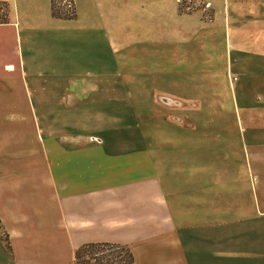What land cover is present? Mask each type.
<instances>
[{"label": "crops", "instance_id": "1", "mask_svg": "<svg viewBox=\"0 0 264 264\" xmlns=\"http://www.w3.org/2000/svg\"><path fill=\"white\" fill-rule=\"evenodd\" d=\"M0 1L8 7L0 22V224L10 246L0 238V264H80L74 251L88 242L128 246L129 264H264V19L238 24L257 58L253 95L237 101L244 107L231 96L225 103L234 111L224 112L225 90L214 81L201 98L177 96L185 125L153 97L136 103L155 104L154 129L139 123L124 145L105 136L73 143L61 133L47 144L39 122L58 119L66 69L59 58H96L85 70L103 79L111 22L120 32L130 15L140 40L172 35L158 24L197 12L202 2L213 7V24L220 0H185L193 6L183 12V0H73V19L53 17L50 0ZM223 1L264 9V0ZM62 36L86 42L84 54L76 44L62 49ZM152 59L134 61L140 73L154 70ZM151 84L141 83L142 95ZM43 105L54 109L47 114Z\"/></svg>", "mask_w": 264, "mask_h": 264}, {"label": "rangeland", "instance_id": "2", "mask_svg": "<svg viewBox=\"0 0 264 264\" xmlns=\"http://www.w3.org/2000/svg\"><path fill=\"white\" fill-rule=\"evenodd\" d=\"M204 3L198 4L200 7L197 12L181 19H172L169 23L158 24V28H165L167 31L171 29L172 35L155 33L150 38L140 40V33L135 31L138 25L130 15L126 16L125 29L120 32L114 29L116 22H111V41L107 45L110 55L107 62L109 70L103 79H97L85 70L96 58H92L93 61L90 62H86L84 55L80 60V55L79 58H59L58 65L66 69H62L61 75L59 74L61 87L56 92V97L60 98V104L56 105L54 111L58 119L39 122L46 143L53 144L61 133L63 140L74 136L73 143H88L87 136L100 143L101 137L105 136L106 140L113 142L118 139L124 145L133 139L139 123L145 124L149 133L154 129L151 124L156 121L153 116L155 104L136 103L142 99L150 102L153 97L161 112H167L172 120L185 125V100L180 98H185V91L191 97L201 98L202 92L205 93L209 86H213L214 81L225 90L224 95H220L224 112L234 111L225 103L231 96L235 100V107H244L237 105V101L246 102V98L253 95L257 75L253 60L257 58L253 57L256 53L251 48V43L246 44L249 34L246 27L240 29L238 24L264 19V9L231 8L229 3L220 0L215 3V21L212 24L209 21L213 7ZM188 5L191 7L193 3L180 1L179 11H185ZM5 10L7 11V5L0 4V18L6 13ZM234 37L238 39H233ZM61 44V48L66 50H70L71 44H76L83 49V54L87 48L86 42L72 43L67 36H62ZM147 55H152V60L155 61L152 66L154 70L142 74L139 72V62L134 61ZM74 67H77L76 70L68 72ZM234 74L238 76L236 83ZM98 80L102 87H92L91 82ZM141 83H152V90H144L148 92L142 95ZM240 85L237 93L231 95L233 88ZM30 91L34 94L33 89ZM41 108L48 114L54 106L43 105ZM148 116V121L141 120L148 119ZM183 125L178 128H185ZM155 136L154 131L152 140L155 138L154 143L162 145ZM3 236L0 224V238L4 241Z\"/></svg>", "mask_w": 264, "mask_h": 264}, {"label": "trees", "instance_id": "3", "mask_svg": "<svg viewBox=\"0 0 264 264\" xmlns=\"http://www.w3.org/2000/svg\"><path fill=\"white\" fill-rule=\"evenodd\" d=\"M0 4L7 5L0 1ZM51 14L61 19H73L76 16L73 0H50ZM8 10V7H7ZM5 12H7L5 10ZM0 22H6V13L2 14ZM3 239L10 248L7 235ZM74 259L80 264H129L133 255L128 246L110 242H88L81 244L74 251Z\"/></svg>", "mask_w": 264, "mask_h": 264}]
</instances>
